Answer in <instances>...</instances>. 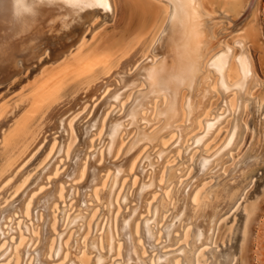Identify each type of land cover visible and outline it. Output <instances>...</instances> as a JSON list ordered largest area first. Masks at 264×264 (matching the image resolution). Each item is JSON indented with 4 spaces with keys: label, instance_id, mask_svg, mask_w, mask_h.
<instances>
[{
    "label": "bare ground",
    "instance_id": "bare-ground-1",
    "mask_svg": "<svg viewBox=\"0 0 264 264\" xmlns=\"http://www.w3.org/2000/svg\"><path fill=\"white\" fill-rule=\"evenodd\" d=\"M160 2L164 4V10L168 16L167 27L160 24L158 32L154 37L152 36L153 38L148 44L144 43L146 45L143 46L142 43L141 47H143L137 48L131 56L128 51L120 53L116 61L108 53L110 51L97 52L92 49L87 52L80 50L77 53V62H75L77 71L79 73L87 72L95 66H99L101 68L99 74L97 73L96 77L86 80L85 83V85H90L99 79L101 80L99 87L88 90L86 96L59 108L57 111L54 109L58 107L59 101L56 99L52 104L49 102L51 111L47 112L33 130L27 131L7 153L4 164L0 166V177L25 151L27 146L38 140L40 133L46 132L50 136V140H43L37 148L41 153L38 162L41 166L40 175L38 174V177L30 185L31 174H27L20 181L11 182L8 199L12 194L17 196L24 189L26 190L19 201L9 207L0 208V236L4 240L3 243L0 242V244L2 243L0 245V260L2 262L7 260L10 264H104L103 248L108 249L110 256L122 255L125 259L123 263L154 264L153 262L156 263L162 259L168 262V257L162 250H159V254L154 253L149 260L144 258L148 254L145 247L155 252L158 249L156 241L159 239L161 230L166 233L170 243L172 233L178 227L182 229L181 226L188 220V223L196 222L198 235L202 239L204 236L202 225L210 222V219L233 204L231 199L232 194L235 193L234 190L232 189V196L224 195L223 193H226L228 188L223 187L225 188L223 193L220 192L223 189L216 191L218 194L215 195V198L208 200L203 207L194 206L200 200L202 189L194 188L196 180L188 179L185 183L182 182L175 193L172 192L174 195L171 194L176 199L172 217H167V215L162 217L165 210L166 213H169L167 211L172 203L164 207L165 197L171 196L172 184L177 173L174 171L170 175L172 167L168 159L170 154L177 152L181 156V147L185 148L182 145L187 142V154L193 159L196 154L193 151L202 147L204 139L216 132L217 123L224 117L223 114H238L249 102L250 96L253 95L252 89L257 84L255 85L256 79L254 81L251 58L244 42L239 39L229 41L224 34L222 35L223 19L219 18L207 6L206 0H160ZM113 8L112 0H0V40L9 43L5 47L10 45L17 47L19 43L16 42L17 37L12 35L14 32L21 34L19 37H25L21 42L23 44H28L29 39L33 41V44L48 40L55 41L56 47H63L62 40L65 41L76 29V26L81 27L90 21L96 13H112ZM29 34L31 35L28 36ZM3 50L4 48L0 47V57ZM157 55L161 56L155 59ZM69 68L66 66L51 74L48 82L42 84L44 85L42 88L41 86L37 88L39 94L44 90V87L50 92L60 85L61 76ZM0 72L8 77L10 75L3 68H0ZM2 74H0V78ZM200 91H204L202 99L198 96ZM220 93L224 97L221 106L219 104L213 106L211 99ZM42 98L41 93L36 101L40 102ZM221 108V112L218 113ZM84 115L86 119L82 125L84 126V136L78 142L75 132L80 128L79 120ZM157 123L159 125L155 127ZM197 130L200 134H195ZM237 132L238 125L233 131L224 135L225 138L223 137L222 141L217 143L220 145L213 148L214 150L211 152L199 149L195 162L203 173L210 169L221 155L219 151L228 148L234 141ZM171 140H173L172 143H170ZM257 142L255 143L257 144ZM208 146L206 147L208 148ZM215 146L214 144L213 147ZM153 150L155 151L153 152ZM258 150L260 151L259 148ZM250 151L252 150L250 149ZM177 153H175L176 156ZM63 157L66 160L65 166L67 165L65 168H61ZM192 164L194 165V163ZM101 169L107 171L104 177L99 174ZM134 171L137 172V176H134ZM245 173L247 175V172ZM139 175L142 177L141 183L138 182ZM224 176L226 175L224 174ZM144 178L147 181H144ZM75 180L80 181V184L72 183ZM216 180L219 181L218 178ZM69 182L72 183L70 187L66 186L68 185L66 183ZM108 182H110V186L107 191L103 190L102 195L104 202L109 203L112 208L107 213L105 212L95 225L96 229L103 231L90 241L92 249L97 252L95 259L91 258L87 253L89 251L86 250L89 245L86 242L87 234L91 233V229L94 227L90 218L86 214L72 215L73 203L65 209L64 213L62 212L61 226L67 227L69 224L83 223L80 230L86 235H84L83 244L79 245L82 250L77 256H73L74 250L69 247L71 236L67 238L70 233L66 232L64 235L56 237L57 218L55 214H52L54 212L51 207L60 199L65 203L67 197L70 202L79 201L78 206L76 205L79 212L85 211L90 208L88 201L91 196L99 199L102 191L99 190L98 185L106 186ZM243 183L246 184V182ZM50 184L51 187H47ZM214 184L211 187H214ZM136 185L138 188L134 198L136 204L121 211L122 199L125 200V205L132 201L131 196L124 193L126 187L130 188ZM220 185L225 186L224 184ZM229 185L230 189L233 185ZM162 190L164 191L163 197L160 196ZM79 198L80 200H78ZM234 199L236 201V198ZM146 200L150 201L146 203ZM34 201L36 208L33 206ZM204 202L200 204L202 205ZM54 207H57V204H54ZM41 211L46 214L44 221ZM151 211V219H144L141 217L142 215L140 216L143 212ZM16 212L28 218L34 213L32 219L35 224L33 225L31 220L29 224L24 225L23 223V230L22 222L20 220L15 222ZM146 216L150 217V214ZM10 217H13L14 220L10 223V233L8 234L6 225L10 222L8 219ZM160 221H163L162 225L159 224ZM17 224L18 226L14 227ZM59 228L61 227L59 226ZM194 232L195 230L193 234ZM14 236H17L16 243ZM163 238L165 239V237ZM6 239H10L11 242L5 250ZM174 242H176L175 239ZM180 246L178 245V247ZM167 251L165 250V252ZM170 259L174 261V258ZM175 263L180 264V260H176Z\"/></svg>",
    "mask_w": 264,
    "mask_h": 264
},
{
    "label": "rangeland",
    "instance_id": "rangeland-1",
    "mask_svg": "<svg viewBox=\"0 0 264 264\" xmlns=\"http://www.w3.org/2000/svg\"><path fill=\"white\" fill-rule=\"evenodd\" d=\"M112 1L114 5L112 13L110 12H104V14L101 12L96 13L90 21H88L81 27L76 26V29L70 34V36H68V38L65 41L62 40V42L64 43L63 47H56L55 41L51 42L48 40H45V42L43 43L33 44L32 43L33 41L29 39L28 44L26 43L23 44L21 42L22 39L25 37H19L21 34L14 32L12 35L13 37H17L16 42L19 43L17 47L15 45H10L9 47H5V45H9V43L7 42L4 43L3 41L0 40V47L4 48L3 50L4 52L3 54H1L0 57V68H3L5 72L10 73L8 77L7 75L2 74L0 72V74H2V77L0 78V166L4 164L6 160V155L11 150L13 145L27 131L33 130V128H35L41 122V120L44 118L47 112L51 111V107L49 105H51L53 101H55L56 99L59 101L58 107L54 109L55 111H57L59 108L70 105L73 101L76 100L78 101L80 98L86 96L88 94V90L99 87V84L101 82V80L99 79H96L90 85H85V83L87 82L86 80L96 77L95 75H97V73L99 74V72L101 71V68H99V66H95L91 70L92 72L87 71V72L79 73L77 71L76 68L77 65L75 62H77L76 57H77V53L80 50L87 52L92 49L93 51H97V52L110 51L111 53L110 52L108 53L110 54L111 57L113 56L112 59L116 61L120 53H125L128 51L129 55L131 56L132 54H134L137 48L138 49L139 47L142 48L143 46L148 44L150 40L154 37L155 33L158 32L159 30L158 28H160V24L165 27H167L168 25L167 23L168 16L164 10L165 6L160 2V0H112ZM230 1L231 0H217V1L206 0V4L208 3L207 6L212 11H214L219 18L223 19L224 29L222 31V35L224 34L225 38L229 41L239 39L244 42L246 50L251 58V62L254 70V77H255L254 81L256 79L255 85L257 84L256 86L252 84V87L254 86V88L252 89L253 95L250 96L251 101L249 100V102H247V104L241 109V111L238 114H234V115L223 114L224 117L221 119V121L217 123L215 129L216 132L214 131L216 134L213 133L211 135L213 137V135L215 134V136L213 138L211 136L205 138L202 147H199L197 149L195 148L196 150H194L193 152H196V154L193 157V159L189 157V155L187 154L186 151L187 142H185L182 145L185 146V148L181 147L182 150L181 156H179L177 152H172L168 159L172 164V167L170 169V175L174 171L175 173L177 172L175 176V181L172 184L173 186L172 189L174 187L176 188L173 190L171 189L170 195L175 193L177 189L180 188L182 182L185 183L188 179L196 180L194 188L197 189L201 188L202 192L199 202L194 204V206L199 205L198 207H203V205H206V202H208V200H212L213 198H215V195L218 194V192L216 193V191L223 189L222 191H220L221 193H223L225 188L229 189L230 187L229 184H231L233 185L230 188L231 191L230 189L229 190L226 189V193L224 192L223 194L224 195L226 194L228 196L233 195L232 196L233 200L231 199V203L233 201V204H230L231 205V206L229 205L230 207L217 214L214 218L210 219V222L204 223L202 225V228L204 229V236L202 239H200L198 235V230L195 226L196 222L188 223V220L185 221V223H183V225L181 226L182 229L178 227L175 230V232L172 233V241L170 243L167 240L168 237L166 233L163 230H161L159 233V239H157L156 241V244L158 245V249L156 250V252L145 247L146 253L148 254L145 253L146 255L144 254L145 256L144 255L143 256L144 258L146 257L145 258L146 260H149L154 253L159 254V250H162V252L164 251L163 253L168 257V262H166L165 259H162L157 261L156 263L153 262L154 264H178L175 263L176 260H180V264H182L184 261L185 262L183 264H193V262L194 264H218V263L219 264H264V150H263L264 149L263 148L264 147L263 145L264 143L263 140L264 139V0H235V1L233 0L231 2ZM30 35L31 34H29L28 36ZM144 43L146 44L144 45ZM141 44L143 45L142 47ZM160 56L161 55H157L155 59L160 58ZM66 66H69L70 68L68 69V71H66L63 74V76H61L62 79L59 82L60 85H58L53 91L50 92L48 90H45L44 87V90L41 91L43 95L42 100L40 102L36 101V99L41 95V93L39 94L37 88H39L40 86L42 88V86H44L42 84L48 82L51 74L65 68ZM203 93L204 91L198 92V96L201 99L203 98L202 97ZM222 95L223 94L220 93L215 97H213V99H211V102H213V106L217 104L221 106L224 98ZM49 102H51V104ZM221 110L222 108L218 110V113L221 112ZM21 117L22 118L24 117L23 118L24 120ZM49 119L51 120L50 117ZM85 120H86L85 115L80 118L79 125L81 126L80 128L76 129L75 132V134L77 133L76 135L78 137V142H80L81 138L84 136V129H83L84 126L82 125L83 122H85ZM240 121L242 122V124ZM158 125L159 123H157L155 127ZM236 125H238V132L234 141L228 146V148L221 150L219 149L221 155L216 159L215 163L212 164L210 169H208L203 173V171L200 169L199 166L196 165L195 162L196 161L195 159L199 153L198 152L199 149L200 151H205V152L213 151L216 147L220 145V144L217 145V143H220L218 141H222L221 139L224 137V135L226 136L228 133L233 131ZM16 133L18 136L16 135ZM195 134H200L199 130L195 131ZM256 136H258V138H256ZM261 139L263 140V142ZM43 140L44 141L50 140V136L48 133L46 132L40 133L38 140L33 144L27 146L25 148V151L16 158V161L4 172V175L0 177V208L9 207L13 203L19 201L22 197L23 192L26 190L24 189L17 196L16 194H12L8 199L7 196L11 192L10 191L11 182L20 181L24 179L27 176V174L29 175L31 174L32 178L29 182L30 185V183H32L36 179V177H38V174L40 175L41 166L38 164V162L41 153L37 150V148L39 147L40 142H42ZM172 141L173 140H171L170 143H172ZM206 141L209 142L206 143ZM235 141L238 142L236 143ZM255 142H257V144ZM214 144L216 145L215 147H213ZM206 146H208V148ZM254 146L255 148H253ZM258 148L260 149V151L258 150ZM250 149L252 151H250ZM154 151L155 150H153V152ZM226 152L228 153V155ZM175 153H177V156ZM62 160L63 161L61 163L62 165L61 168H65L67 166V165L65 166L66 160L64 157L62 158ZM182 160L184 161V164ZM192 163H194V165ZM189 166L191 167V169ZM187 168H189L190 170L189 169L187 170ZM195 168L198 170H196ZM148 171L150 172L149 169ZM106 172L107 171H105L104 169H101L99 174L100 176L103 175L104 177ZM245 172H247V175ZM134 173H135L134 176L138 175L136 171H134ZM224 174L228 177L224 176ZM141 178L142 177L139 175L138 182L140 183L142 182ZM216 178H218L219 181L216 180ZM235 179L237 180V182L235 181ZM143 180L147 181L148 177L147 180L145 178ZM243 182H246V184ZM72 183L80 184V181L75 180V182ZM72 183L71 182L66 183L68 184L66 186L70 187ZM140 183L138 184L140 185ZM175 183H177L178 185ZM213 184L214 187H211ZM220 184H224L225 186H222ZM98 186L97 187L99 188V190L102 191V192L100 191L101 195H99V199H96L95 197L91 196V199L89 200L90 202L88 201L90 208L85 211L79 212V210L76 209V207L79 204L78 203L79 201L76 202V200H74L70 202L67 200V197L65 199V203L60 199L57 201L58 203L57 202L54 203L57 204V207H54V204L53 207H51L52 212H54L52 214H55L57 218L58 229L56 230L57 231L56 237H59L60 235H64L66 232L68 234L70 233L67 238L71 236L69 240V247L74 250L73 256H77L82 250L81 246L79 245L83 244L84 238L86 236L80 230V227L83 225V223H79L80 225L69 224L67 227H63L61 226L62 215L65 209L70 207L71 203H73L74 209L72 208L71 210V212L73 213L72 215L86 214L87 217L90 218L89 220L92 222V225L94 224V227L91 229V233L87 234L86 242L89 243V245L87 247L88 249L86 250L89 251L87 252L88 255L91 256V258L95 259L97 256V252L92 249V245L90 241L92 238L97 237L99 236V234L103 233V231H99L98 229H96L95 225L99 221L100 217L105 212L107 213V211L110 210V208H112L109 203L104 202V198L102 195L104 191L108 190L110 186V182H108L106 186L103 185H98ZM47 187H51V184ZM209 187H211L212 189ZM217 187H219L220 189ZM232 189L234 190L235 193L233 192L234 194L231 195L233 191ZM137 190H138L137 185L131 186L130 188L126 187L124 193L125 194L128 193L131 196L132 201L129 203L130 205L129 204L125 205V200L122 199L120 205L121 211H124V209L125 210L129 209L131 205L136 204L134 198ZM227 190L230 192H228ZM163 194L164 191L162 190L160 192V196L163 197ZM173 195L169 197L167 196L165 197L166 202L164 203V207L168 206L169 203L170 204L172 203L171 204L172 206L169 205V210L167 211L169 213H166L165 210L163 212L162 217L165 215H167V217L170 218L172 217V213H173L172 211L174 210L173 208L176 205V199ZM234 198H236V201L238 200V202H236ZM5 200H7V202H4ZM78 200H80V198ZM149 201L146 200V203ZM201 202L204 203L201 205L200 204ZM35 203L36 202L34 201L33 203L34 208H36ZM90 213L92 216L89 215ZM222 213L224 214L222 215ZM16 214L14 215L16 217L15 222L17 223L18 222L17 220H20L22 222L21 224L22 227H23V223L24 225L27 223L29 224L30 220L31 222H33V225L35 224V221L32 219L34 213L29 218L24 217L21 213L18 212H16ZM41 214H42V220L43 221L46 220V214L43 211H41ZM143 214L141 213L140 216L142 215L141 217L144 219L152 218L151 216L152 211L143 212ZM147 214L148 215L150 214V217L146 216ZM10 218H8L10 222L6 225L8 234L10 233V229H9L10 223H12L13 222L12 220H14L13 217ZM161 223H163V221L159 222V224ZM184 225H186L188 228L185 227ZM214 225L215 227H213ZM16 226H18V224L14 225V227ZM59 226L62 229L59 228ZM194 230L196 232V233L194 232L195 235L193 234ZM186 232L187 235H185ZM162 236L165 237V239ZM14 237H15L14 242L16 243L17 236ZM10 239L5 240L7 241V244L4 248L5 250L8 248L9 242H11ZM174 239L176 240V242H174ZM192 240L194 241V243H191L193 242ZM3 241H4L3 238L0 236V242L3 243ZM75 241L79 243L77 244V242ZM138 241L136 242L138 243ZM173 243L175 246L172 245ZM204 243L206 244L208 243L210 245L208 244L206 245ZM178 245L179 246L182 245V246L178 247ZM191 245L193 246L191 247ZM203 245H205L204 248ZM169 247L170 248L173 247V248L170 249ZM163 248L166 251L167 249L168 251L169 250L171 251L165 252ZM189 249L190 251H188ZM217 249L218 251L220 249L221 250L218 252ZM182 251L185 252L183 253ZM102 253L104 255L103 256L104 264L107 263L131 264L130 262L123 263L125 259L122 255L121 256L114 255L115 257L110 256V252L108 251L107 248L106 249L103 248ZM170 258H174V261L173 259L171 261ZM0 262H1L0 264H10L8 263L7 260L4 262L0 260Z\"/></svg>",
    "mask_w": 264,
    "mask_h": 264
}]
</instances>
